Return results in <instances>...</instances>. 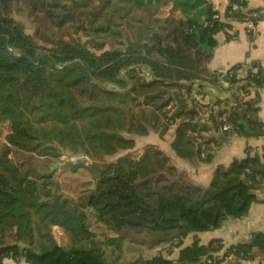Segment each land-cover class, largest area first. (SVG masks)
<instances>
[{"label": "trees", "instance_id": "obj_1", "mask_svg": "<svg viewBox=\"0 0 264 264\" xmlns=\"http://www.w3.org/2000/svg\"><path fill=\"white\" fill-rule=\"evenodd\" d=\"M15 1L0 0V135L5 128L28 142L54 138L76 152L91 153L94 160L91 157L85 166L93 183L77 196L66 193L55 173L41 172L45 169L19 154L15 147L23 144L16 137L1 142L0 264L11 256L23 258L26 264H232L214 259L213 250L221 249L219 239L200 245L198 232L249 213L259 200L254 190L264 182V148L243 161L218 166L207 187L179 172L153 145L141 159L127 153L104 160L105 155L134 147V140L119 131L123 119H114L110 113L126 100L150 104L154 116L147 124L136 122L137 128L131 122L128 132L146 134L149 126L163 134L169 123L160 121L157 111L171 100L174 118L183 120L175 130L195 132L194 154L202 151L203 141L198 138L208 122L196 120L194 102L175 111V99L163 89L181 92L186 83L190 90L195 81L218 84V73L206 64L212 53L197 41L198 35L206 36L214 45L213 35L222 27V22L212 19L217 10L211 11L204 24H187L186 15L207 0H179L163 17L148 7L160 0H119L121 6L111 12L110 0H24L36 24L38 42L12 16ZM232 1L226 15L240 17L242 12L229 13ZM140 10H149L151 16L145 18ZM50 32L58 33V38ZM240 65L221 76L234 91L224 100L217 99L236 125L240 112L248 119L258 112V98H249L248 93L264 85L262 64L254 63L245 78L237 76ZM199 87L202 94L203 85ZM240 91L245 95L240 96ZM231 101H237L236 106H230ZM239 131L244 132L241 126ZM80 166L69 164L73 170ZM90 207L98 215L111 214L129 226L177 229L181 238L194 233L193 243L177 244L176 258L160 254L130 259V243L151 248L160 241L147 243L135 230L98 233ZM63 235L67 242L62 241ZM7 236L12 241L4 245ZM214 242L219 246L215 248ZM225 253L261 264L264 234L250 230Z\"/></svg>", "mask_w": 264, "mask_h": 264}, {"label": "crops", "instance_id": "obj_2", "mask_svg": "<svg viewBox=\"0 0 264 264\" xmlns=\"http://www.w3.org/2000/svg\"><path fill=\"white\" fill-rule=\"evenodd\" d=\"M176 1L165 0L166 3L172 4ZM208 2L211 5L210 13L212 10L219 12V21L222 22V27L213 35L214 45H210L206 36L201 39L203 42L208 40L212 48L209 51L212 53V57L206 64L211 70L218 73L219 80L217 85L194 82L190 90L187 89L188 86L185 83L181 88V92L179 91L181 96L187 100L183 108L190 107L193 102L196 104V101L207 103L216 99L227 98L233 90L228 88L229 84L221 79V76L235 64H241L237 69L239 78H245L254 69V63L264 66V17L258 22L256 29L248 33L245 25L240 20L226 15L230 0H207ZM248 7L262 8L264 7V0H250ZM200 84L203 85L201 88L203 90L202 97H199L201 94L199 93ZM248 94L249 98H258L256 103L258 112L253 113L250 119L243 115L244 120L250 126L249 131L244 130L238 122L234 131L226 132L221 129L217 121H210L202 131V137L198 138V141H203L202 151L194 154L191 140H193L194 135L196 136V133L191 132V130H175L183 121L181 118H175L178 122L175 121L176 124L169 125L163 134L149 126L146 134L130 133L128 138L134 140V147L119 150L114 160L127 153H132L135 158L140 159L141 155L146 154L147 147L153 145L169 157L170 163L179 172L187 173L195 184L207 187L211 183L214 171L218 166L227 167L235 159L243 161L249 155H253L256 150L264 148V85L262 87H252ZM188 100H191L192 103H189ZM254 114H256V118H254ZM160 121L165 120L160 118ZM239 126L243 128V133L239 131ZM207 153L210 155L208 160L206 159ZM254 192L259 200L253 203L247 215L241 218L230 217L219 228L198 232L199 244L208 245L211 241L219 239L221 241L219 251L225 252L230 245L243 241L246 233L250 230H256L264 234V182L256 187ZM145 230H147V235L149 233L160 235L161 238L157 242L174 243L173 254L175 256L173 258H176L178 254L179 247L177 244L180 243L181 246L191 245L194 239V233H190L183 238L179 237L180 233L177 229ZM167 256L171 257L170 255ZM240 261L243 264H258L257 259H231L232 264H237ZM2 264H26V261L23 258H13L11 256L4 257ZM261 264H264V261Z\"/></svg>", "mask_w": 264, "mask_h": 264}, {"label": "rangeland", "instance_id": "obj_3", "mask_svg": "<svg viewBox=\"0 0 264 264\" xmlns=\"http://www.w3.org/2000/svg\"><path fill=\"white\" fill-rule=\"evenodd\" d=\"M62 2H69V0H61ZM102 0H95V2L101 3ZM112 4H114L112 7L109 6V12H111L114 8L119 9L121 6V2L119 0H110ZM172 3H166L158 8L153 9L156 11L157 15L159 16H166L169 11L171 10ZM140 14L144 15L145 18H149L151 16L150 11H139ZM30 13V7L27 6L26 2L24 0H16L13 4V12L12 16L17 20L22 22L25 25V30L27 33L32 34L35 36V29L36 24L33 21L32 17L29 16ZM50 36L54 39L58 38L59 34H52V32L49 33ZM36 40L41 42L39 38L35 36ZM111 37L107 38V41L111 43V45L114 47L117 46L116 42H111ZM146 71H148L146 69ZM147 74V72H144ZM170 102V103H169ZM169 105V106H168ZM119 110H115L110 112L112 117L114 119H120L122 118L123 121H121L120 125L122 128H119L120 133L123 135L129 137L130 132L127 131V127L133 123V127H136V122H145L147 124L148 120L150 118H153L152 116V109L153 107L150 104H142V105H136L134 101L132 100H126L124 104L117 107ZM174 102L173 101H167L161 107L159 108L157 114H159L160 118L172 122L171 124H176L178 122L175 120L173 116L174 111ZM176 121V122H175ZM85 124L88 123V121L85 119L83 120ZM133 132H131L132 134ZM16 137L19 141L22 142L23 145L16 146V150L23 156L24 158L30 160L35 166L50 170L53 167L52 173H55L54 176L56 179H58L61 183L62 189L64 192L69 193L71 195H79L82 190H86L90 188V183L93 182V175L90 172V170L87 168V163H78L77 158L80 154L87 156L88 158L94 160V157L83 150L75 151L70 148L64 147L60 142H58L56 139H52L49 142H44L41 140L40 142H28L25 138L21 136L14 135L12 133H9L7 129L3 128L2 134L0 135V143L7 141L8 137L10 136ZM35 144L36 145L35 147ZM34 145V148L31 149V147ZM75 151V152H74ZM143 157L141 155L140 159ZM116 158V154L113 155H105L104 160L110 161L114 160ZM91 159V160H92ZM90 161V160H89ZM81 164L83 166H80L77 170L70 169L69 164ZM89 164V163H88ZM89 211L92 214V222L97 230L98 233H104V234H114V230L118 232H124L129 230H135L140 232V236L142 238H145L147 240V243H150L152 241H157L159 238H161L160 235H156L153 233H149L147 235V230L141 228V227H133L127 225L122 219H116L113 215L107 214L105 216L98 215L92 207L89 208ZM12 241V237L7 236L4 238V245L9 244ZM63 242H67V237L63 235ZM216 243V242H214ZM151 244V243H150ZM218 244V243H217ZM174 243H168L161 241L151 248L147 247L146 245L138 244V243H130V252L127 253V257L130 259L135 258L137 255H143V256H152V255H170L172 258L175 256L173 254L174 251ZM126 257V259H127ZM240 260H247L242 257H235ZM127 259V260H130ZM253 260V259H251ZM241 262V261H240ZM225 263V262H224ZM242 263V262H241Z\"/></svg>", "mask_w": 264, "mask_h": 264}, {"label": "built area", "instance_id": "obj_4", "mask_svg": "<svg viewBox=\"0 0 264 264\" xmlns=\"http://www.w3.org/2000/svg\"><path fill=\"white\" fill-rule=\"evenodd\" d=\"M249 1L250 0L232 1V6L229 10V13L232 14L235 10L238 11V13L240 14L242 12L243 14L240 17H235V18L240 20L245 25L246 31L248 33H251L256 29V26L258 25V22L262 19V17H264V7L249 8L248 7ZM219 18H220V14L218 11L212 14L213 20L219 21ZM231 74L232 75L235 74V71H232ZM231 89H233L234 91L235 87ZM239 93L240 96L245 95L243 91H240ZM199 97H202V94H200ZM224 99L226 98H223L221 100ZM195 103H196V111H197L196 120H198V122L217 121L220 124L221 129L226 132H232L236 129L237 125L233 121L231 114L228 111L221 110L223 102H219L216 99L207 103H202L197 101ZM236 104L237 101H231L229 103L230 106H236ZM77 162L88 164L91 162V159L88 158L87 156L80 154L79 157L77 158ZM213 246L216 248L219 246V244L214 243ZM212 254L214 259L219 260L221 263L233 259L232 254H226L225 252H220L219 249L213 250Z\"/></svg>", "mask_w": 264, "mask_h": 264}, {"label": "water", "instance_id": "obj_5", "mask_svg": "<svg viewBox=\"0 0 264 264\" xmlns=\"http://www.w3.org/2000/svg\"><path fill=\"white\" fill-rule=\"evenodd\" d=\"M179 0H177L174 3V7L177 5ZM192 3L195 2V0H191ZM165 0H160L156 4H149L148 7H151L152 9H158L164 4ZM211 5L210 3L203 4L201 6H198L195 10L192 11V13L186 15V23L189 24L190 22H198L199 24H204L206 20H209ZM198 43L203 47L205 51H211V46L208 43V40H205V42L202 41L201 36H197ZM195 82H201V81H195ZM163 91L167 92V95L169 97H172L176 101V111L183 108V106L186 104L187 100L181 96L180 92L178 90H169V89H163ZM222 99V98H221ZM189 103H191V100H188ZM240 121L239 125L243 126L244 130L249 131V124L246 120H244L243 114L240 113ZM254 118H256V114H254ZM54 168V167H53ZM40 170L41 172L50 173L52 170ZM258 170H263L262 167L258 168Z\"/></svg>", "mask_w": 264, "mask_h": 264}]
</instances>
